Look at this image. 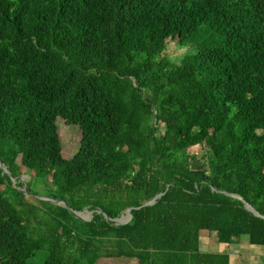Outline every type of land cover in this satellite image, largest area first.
I'll return each mask as SVG.
<instances>
[{
  "label": "trees",
  "instance_id": "trees-1",
  "mask_svg": "<svg viewBox=\"0 0 264 264\" xmlns=\"http://www.w3.org/2000/svg\"><path fill=\"white\" fill-rule=\"evenodd\" d=\"M0 160L67 206L0 169V264H229L203 230L264 246V0H0Z\"/></svg>",
  "mask_w": 264,
  "mask_h": 264
},
{
  "label": "rangeland",
  "instance_id": "rangeland-1",
  "mask_svg": "<svg viewBox=\"0 0 264 264\" xmlns=\"http://www.w3.org/2000/svg\"><path fill=\"white\" fill-rule=\"evenodd\" d=\"M169 54L171 55L173 60H176L178 56L180 55V51L172 49V47L169 48ZM58 133L62 142V147H63V154L65 158H73L79 148L80 144V131L76 126L73 125H67L65 122L58 120ZM257 131L261 132V129H258ZM195 152H201L198 147L193 148L191 150V153ZM257 162V161H256ZM58 163V162H56ZM38 177H47L46 173H40L36 172L33 169H28L22 167L20 169V172L18 176L14 180V184L16 187H24L27 189V191L32 190L33 193H30L29 195H26L28 201L35 203L37 198H35V191H40V186L38 187H33V182L36 180ZM40 200V199H39ZM98 214V212L93 211L92 217L90 218L91 221L93 218ZM123 213L122 215H124ZM89 217V216H88ZM70 232L66 229L63 230V234L67 235ZM136 264V261L134 260H124V259H114V260H100L98 264Z\"/></svg>",
  "mask_w": 264,
  "mask_h": 264
},
{
  "label": "crops",
  "instance_id": "crops-1",
  "mask_svg": "<svg viewBox=\"0 0 264 264\" xmlns=\"http://www.w3.org/2000/svg\"><path fill=\"white\" fill-rule=\"evenodd\" d=\"M224 235L218 237L208 231L199 232V247L202 252L227 254L229 264H264V246L251 245L247 235L229 241Z\"/></svg>",
  "mask_w": 264,
  "mask_h": 264
},
{
  "label": "water",
  "instance_id": "water-1",
  "mask_svg": "<svg viewBox=\"0 0 264 264\" xmlns=\"http://www.w3.org/2000/svg\"><path fill=\"white\" fill-rule=\"evenodd\" d=\"M0 169L2 170V173H3V174L7 175V176L11 179V181H12V186H13V187H15L17 190L21 191V192L24 193L25 195H29L27 189H25L24 187L18 188V187L15 186V184H14V180H15V178H12V177H11L10 172H9V171L7 170V168L3 165V163L1 162V160H0ZM163 194H164V193H161V194L157 195L152 201L147 202L146 204H144V206L154 205V204L156 203V200L159 199ZM35 198L40 199V200H44V201H48V202H50V203H52V204H54V205L61 206V207H64V208L67 207L66 204H65L64 202H62V201H57V200H53V199L46 198V197H40V196H35ZM236 198L241 199V198L238 197V196H237ZM245 207H246L247 210L251 211V212L254 213L256 216H259V214H258L257 212H255V211L250 207V205L245 204ZM68 210H69V212H70L71 214H73L78 220L83 221V222H86V223H90V222H91V219H90V218L93 216V215H92L93 211H89L88 209H84V210L81 211V212L74 211V210H72V209H68ZM97 212L100 213V214H102L101 210H97ZM124 213L128 216V220H127V221H124V222H120V220L122 219V217H123L124 215H121L119 218H116V219H111L109 216H107V215H105V214H103V215H104V217H105V219H106L107 221L112 222L114 225H116V226H123V225L129 224L130 221L132 220V217H133V216L131 215V209H127V210H125ZM85 214H87V215L89 216V220H88V219L86 220V219H84V218L82 217V216H84Z\"/></svg>",
  "mask_w": 264,
  "mask_h": 264
},
{
  "label": "bare ground",
  "instance_id": "bare-ground-1",
  "mask_svg": "<svg viewBox=\"0 0 264 264\" xmlns=\"http://www.w3.org/2000/svg\"><path fill=\"white\" fill-rule=\"evenodd\" d=\"M84 219H88L89 220V217L87 214H85L84 216H82ZM128 220V216L126 214H124V216L122 217V219L120 220V222H124V221H127Z\"/></svg>",
  "mask_w": 264,
  "mask_h": 264
}]
</instances>
